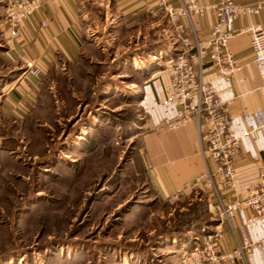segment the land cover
<instances>
[{"label": "rangeland", "instance_id": "1", "mask_svg": "<svg viewBox=\"0 0 264 264\" xmlns=\"http://www.w3.org/2000/svg\"><path fill=\"white\" fill-rule=\"evenodd\" d=\"M138 39L123 25L114 40L48 70L26 116L0 112V264H115L143 250L163 260L166 249L149 245L182 239L170 228L205 190L159 201L144 180L133 137L143 116L131 91L140 76L129 57L110 61L140 51ZM9 68L0 49V83ZM207 216L181 236L200 238L216 222Z\"/></svg>", "mask_w": 264, "mask_h": 264}, {"label": "crops", "instance_id": "2", "mask_svg": "<svg viewBox=\"0 0 264 264\" xmlns=\"http://www.w3.org/2000/svg\"><path fill=\"white\" fill-rule=\"evenodd\" d=\"M207 0H199L205 3ZM251 3V0H240ZM5 0H0V27L2 29V56L10 66V77L0 83V112L8 118H23L36 105L41 82L48 70L74 64L84 52V47L114 40L121 27L136 30L135 44L140 51L128 52L124 56H110V61L132 60L137 70V82L131 91L135 95L142 119L134 128L137 152L143 165L144 180L156 200L169 201V195L180 189L178 199L194 197L201 189L194 176L205 167L201 155L199 130L192 120L175 130L168 129L160 121L174 117L176 109L164 100L169 84L165 61L174 55L175 40L171 25L155 0H42L39 10L33 12L22 23L18 36H11L1 18ZM176 3V0H171ZM151 19V20H147ZM193 25L198 36L210 34L214 16L206 11L203 16H193ZM264 24V12L240 16L234 28ZM250 32L239 33L228 46L236 59L237 68L225 80L213 69L201 73L202 80L211 83L217 91L229 98L227 109L231 116V129L240 136V148L233 157L236 187L230 189L218 184L225 199L241 196L249 185L255 183L264 166V95L257 89L261 82L252 62ZM134 49V48H133ZM116 51V50H115ZM31 62L42 70L38 76L26 67ZM134 69V70H135ZM198 72V67H196ZM115 73V72H114ZM205 128L201 125V130ZM252 129L251 133H245ZM0 148V155H1ZM208 162V161H207ZM202 190V189H201ZM210 212L211 195L203 191ZM233 224L240 225L250 213L237 210ZM189 231V230H187ZM248 236L256 243L251 255L245 259L234 258L224 264H264V223L247 228ZM193 237L187 240L162 237L150 244L152 250H163V260L145 259L144 250L125 251L115 264H182L185 251L194 246ZM224 243L234 247L235 238L229 228L224 227ZM124 253V252H123ZM154 254V252H152Z\"/></svg>", "mask_w": 264, "mask_h": 264}, {"label": "built area", "instance_id": "3", "mask_svg": "<svg viewBox=\"0 0 264 264\" xmlns=\"http://www.w3.org/2000/svg\"><path fill=\"white\" fill-rule=\"evenodd\" d=\"M42 0H5L1 18L11 36H18L20 27L29 15L39 10ZM171 25L175 40L173 56L165 61L169 84L164 100L176 109L174 117H164L160 125L170 130L194 120L199 130L201 155L205 162L203 170L194 179L198 186L211 195V211L215 223L199 238L194 237V247L185 251L182 264H224L234 258L245 259L251 255L256 243L247 234V228L264 223V166L261 167L255 183L235 199H225L218 184L234 189L237 179L233 167V157L240 148V136L231 129V116L227 109L229 98L222 96L209 82L202 80L201 73L213 69L225 80L232 76L237 62L228 42L243 32H250L249 46L252 62L261 82L255 88L264 95V24L234 28V21L240 16L264 12V0H155ZM211 11L214 19L210 34L198 36L193 25V16H203ZM35 76L42 70L31 62L26 64ZM198 67V72L196 70ZM201 125L205 128L201 130ZM250 129L245 133H251ZM208 161V162H207ZM177 188L169 195L170 201L178 198ZM247 209L250 213L244 221L235 226L233 219L237 210ZM224 227L229 228L235 238V246L227 248L224 243Z\"/></svg>", "mask_w": 264, "mask_h": 264}, {"label": "trees", "instance_id": "4", "mask_svg": "<svg viewBox=\"0 0 264 264\" xmlns=\"http://www.w3.org/2000/svg\"><path fill=\"white\" fill-rule=\"evenodd\" d=\"M136 122V121H135ZM137 122H139V120H137ZM136 153L138 154V152L136 151ZM201 198V199H200ZM199 199L196 200V208H195V212L193 213L192 208H188L184 213L181 212L180 215L183 217L181 218L180 221H178V224L176 226V228H170V229H174L173 232H176V236H180L182 239L187 240V237L182 235V232H186L187 231V227L191 226L192 224H198V223H205L208 220V214L210 213L207 209V200L205 195H203L202 197H200ZM194 206V207H195ZM189 210V211H188ZM190 212V213H187ZM207 216V217H206ZM211 225V223H209Z\"/></svg>", "mask_w": 264, "mask_h": 264}]
</instances>
